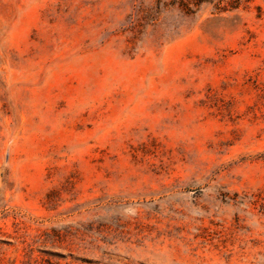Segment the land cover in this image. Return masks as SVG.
Returning a JSON list of instances; mask_svg holds the SVG:
<instances>
[{
  "label": "rangeland",
  "instance_id": "rangeland-1",
  "mask_svg": "<svg viewBox=\"0 0 264 264\" xmlns=\"http://www.w3.org/2000/svg\"><path fill=\"white\" fill-rule=\"evenodd\" d=\"M0 0V264H264V0Z\"/></svg>",
  "mask_w": 264,
  "mask_h": 264
},
{
  "label": "trees",
  "instance_id": "trees-1",
  "mask_svg": "<svg viewBox=\"0 0 264 264\" xmlns=\"http://www.w3.org/2000/svg\"><path fill=\"white\" fill-rule=\"evenodd\" d=\"M249 0H172L171 4H178L187 14L195 13L204 4H213L222 11L237 9Z\"/></svg>",
  "mask_w": 264,
  "mask_h": 264
}]
</instances>
